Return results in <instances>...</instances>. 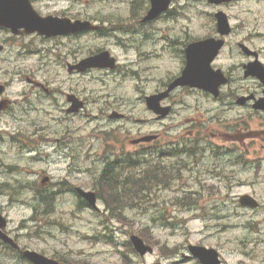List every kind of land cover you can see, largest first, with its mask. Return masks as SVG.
I'll return each instance as SVG.
<instances>
[{
	"label": "rangeland",
	"instance_id": "374dc122",
	"mask_svg": "<svg viewBox=\"0 0 264 264\" xmlns=\"http://www.w3.org/2000/svg\"><path fill=\"white\" fill-rule=\"evenodd\" d=\"M134 1L33 0V4L44 17L110 19L107 22L115 24L118 30L115 31L108 24L104 26L112 31L109 34H117V37L121 34H190L201 38L217 36L213 16L218 9L208 5L206 0H174L167 23L162 20L143 28L131 16ZM220 11L228 15L234 28V35L229 40V47L234 49L224 51L221 58L223 70L243 61L237 49L238 43L262 52L264 62V0L244 1ZM129 27L132 29L122 30ZM117 37L108 41L93 36L78 40L44 39L34 36L15 37L0 30V44L5 47L0 57V83L9 85L7 97L16 102L8 113L0 117V131L5 138L0 145V186H3L5 193L0 195V211L8 218L9 229L19 237L24 248L51 259L64 260L67 264H199L196 260H184V255L191 256L187 251L190 245L218 250L224 264H264L261 258L264 254V165L260 167L249 163L258 158L264 159V122L261 124L258 117L251 121L248 111L241 108L233 112L225 110L220 114L223 123L219 127L223 132H227L228 126L238 121L245 128V134L241 137L243 142L240 144L244 150L235 149L226 158L227 162L234 161L232 167H227L231 171L228 179H232V184L226 177L220 182L209 175L208 171L215 167V158H220L214 157V153L219 152H215L218 145L226 143L227 147L231 144L230 140L212 136L209 124L207 133L212 138H209L207 147L201 145L202 148L206 147L196 159L201 163L193 165L195 160L187 159L188 167L181 180L173 178L171 172L165 191L153 198L130 201L132 205L126 206L129 208L126 213L118 209L111 212L106 206L109 204L106 200L98 203L99 213L89 207L80 210V200L72 194L59 195L56 207L50 213L40 212L36 200L39 186L46 190H58L53 186L44 188L41 183L44 176H48L53 185L67 180L70 185L92 191L95 190L94 177L103 171L106 157L117 154L121 148L128 152L150 151L152 154L163 150L166 153L170 142L188 137L187 141L197 140V137L190 135L191 129L186 125L195 114L183 107V104L193 105L194 100L178 102L177 115L163 122L156 121L145 106L144 97L158 89L157 80L165 73L174 74L181 66V58L172 54L174 51L170 53L167 62L161 61L158 64L151 62L154 56L150 54L143 57L140 65L152 70L140 75L141 81L138 83L126 80L120 72L116 75L106 72L85 75L68 73L67 63L80 60L97 47L112 46ZM120 37L123 38L122 35ZM126 44L134 47L130 41ZM115 49L124 50L119 45ZM134 49L138 52L139 46ZM26 77L36 79L64 94L70 85L84 88L88 91L85 94L90 102L87 109L89 116L85 113L67 117L64 95L57 94L53 99L52 96H44L41 91L32 92L25 81ZM255 85L254 81L244 80L241 75L234 74L231 90L241 95L246 91L253 92ZM184 95L189 97L191 93L186 92ZM201 105L203 110H210V103L201 101ZM111 108L125 114L127 119L109 120ZM100 111L108 112L107 116H101ZM243 116H248L247 120ZM225 118L231 121L226 123ZM201 119L213 123L212 116L206 113ZM169 122L180 127L167 135L165 128ZM36 131L57 138L59 144L67 138L66 132H70L73 135L72 145L67 143L65 152L58 153L54 145L43 147L40 152L23 151L18 134L31 137ZM105 134L109 135L106 137ZM111 134L125 140L122 146L115 145L117 152L107 154L106 146L111 145L113 148L112 143L106 140ZM151 135L158 138L143 145L132 144ZM141 147L144 150L138 149ZM73 148H77V151ZM243 155L246 156V163H237L236 159ZM162 161L167 166L176 162L175 159ZM212 187L218 190H212ZM193 193L200 195L186 198ZM244 195L254 197L260 202L261 209L241 207L238 202ZM192 201L196 202L193 207ZM206 210L218 219L205 220ZM162 216L169 219L165 226H155L154 220L159 221V224L164 222ZM147 229L151 230L152 235L145 233ZM131 234L154 246V253L139 257L129 246ZM148 235L149 239L143 238ZM246 244L248 248L257 249L255 251L259 254L246 256L244 253L253 251L245 250ZM163 247L171 249L168 254L177 255L164 259L168 254L164 255L161 250ZM5 264L31 263L22 259L13 262L10 258Z\"/></svg>",
	"mask_w": 264,
	"mask_h": 264
},
{
	"label": "flooded vegetation",
	"instance_id": "af4514ba",
	"mask_svg": "<svg viewBox=\"0 0 264 264\" xmlns=\"http://www.w3.org/2000/svg\"><path fill=\"white\" fill-rule=\"evenodd\" d=\"M149 9H150V6L145 7L142 9L141 13L146 15ZM166 13H168V11ZM138 18H139V14L136 19ZM90 35H94V37L97 39L108 41V40H112V38H114L116 34H100V33L99 34H77V35L69 36V38L82 39ZM134 35H138V34H134ZM143 35H145L147 39L142 41L140 43V46L138 43L133 42L130 38H128L127 42H121L120 38H117L116 42H114L112 46L108 48L97 47L96 49L89 51L87 55L81 58L80 60L76 59V61L73 63H67L66 69L69 70V66L76 67L75 65L83 61L84 59L98 55L105 51H109L112 54V56L115 58V60L117 61V64H118L117 70L121 68H129L130 66H136V65H138L140 68H144L143 66L145 65H140V60L143 57H148L149 54L151 56H154L153 60L151 61L152 63L158 64L161 61L167 62L169 60L170 53H168V55L165 56L163 54V51L170 50L171 48L169 44H166L167 41L165 40V38L162 36H158L156 38H149V37H153V34H143ZM34 37H37V36H34ZM128 41H130L134 47L139 46V51L136 52V51L129 50L128 49L129 45L126 44L128 43ZM118 45L121 48L125 49L126 51L117 52V50L115 49V46H118ZM175 52L182 53L179 48L175 49ZM218 60H220V62L218 65H216ZM218 60L215 63V68L223 69L222 64H221L223 59H221L220 57L218 58ZM234 68L235 67H231L230 69L225 71V74L228 77V84L221 89V93L218 94L216 98L213 97L218 107L212 111V122H213L212 124L209 123L207 120L201 119L202 112H201V107L199 103L194 106H187L188 111L193 112L195 114V117H193L191 120L186 122L187 127L191 129L190 130L191 134L196 135L197 138H199L200 140H203L205 138V135L207 134V127L210 124L211 129H212V136L222 137V138H225L226 140L231 141L230 142L231 144L227 147H226V143H224L223 145H218L215 152H218V151L219 152L217 154L214 153V157L219 156L220 158H223V159L215 158L216 159L215 167L213 166L210 169V171H208L209 175L212 176V178H216L220 182H222L223 179H225L224 177L228 179V175H231V171H229L228 168L234 165V161L227 162L226 158L228 157L229 154H232L235 149L244 150L243 146L240 144H242L243 142L241 137L243 134H245V131H244L245 128L240 126V121L235 122L234 125L232 124L229 125L227 128V132H223V130L219 127V125L223 123L220 114L224 113L225 110H229L233 112L236 108H241V109H245L248 111L251 121L258 117L261 121V124H263L264 122V109H261V110L257 109L258 102L264 99V82L257 81L255 79H248V80H253L256 83L255 85L256 88L254 89V91L253 92L246 91V93L241 94V95H239L237 92L234 93V91L231 90L232 89L231 86L234 84V79H233L234 74L232 73L234 71ZM243 69H244V64L238 67L237 71L239 70L243 73ZM147 70H152V69L147 67L145 71ZM91 72H88V73H91ZM26 83L28 84V87L31 89L32 92L41 91L42 93H44V96L46 97L52 96V98L54 99V97L57 94L64 95L66 99V105H67V108L65 110V114L67 115V117H77L85 113H87V115L89 116L88 114L89 112L87 111V109L89 108L90 102H89V98L85 94L88 91L85 90L84 88L79 89V87L70 85L66 93L64 94L60 90H56L52 88L51 86L49 88V85L39 82L38 80L33 79V78L26 79ZM157 83H158L157 84L158 89H164V88L168 89V87L170 86V74L165 73L161 78L157 80ZM5 86H6V92H8L9 85L5 84ZM74 87L77 89H75ZM187 90L188 89H185V88H179L178 91L174 92L172 95L169 96L165 105L168 107H171V111L169 113V116H167V118L164 121L172 119L177 115L175 108L179 106V104H177L178 102L182 103V101H184V99L187 98V96L184 95ZM240 97L243 99H246V101L244 103H241ZM2 100H4L3 95L0 96V101ZM56 104L58 106V103ZM15 105H16V102H12V105L10 106L9 110L0 113V117L8 113L12 109V107H14ZM261 107L264 108V105H261ZM58 108L61 109V107H58ZM110 111L114 112L115 110L111 108ZM100 114L101 116H107L108 112L100 111ZM120 116L124 117L121 120L127 119L126 116H123V115H120ZM243 117L245 119L248 118V116H243ZM108 119L111 121H114L111 119L110 113L108 114ZM224 121L226 123H229L231 120H228L225 118ZM179 127H180L179 125H175L172 122H169V124H167L165 128L167 129L166 134L170 135L173 131H176ZM113 134H116V133L113 132ZM66 135H67V138L64 139L62 142H60V144H59L60 140H58L57 138H51L49 136H46L40 131H36L34 135L31 137H28L24 135L23 133H19L18 136L20 138L18 139V141L23 145L24 147L23 151L30 150V151L40 152L43 147H50L54 145L56 147V153H58L61 151L65 152V147L67 143L69 146L72 145L73 135H71L70 132H66ZM116 137L117 135L116 136L114 135L111 138H108V141L112 143L113 148L111 145H107L105 148V151L107 152V154L117 152V149H115V145L122 146V142H124L125 138H118L121 141L120 142ZM3 140H5L4 134L3 132L0 131V145ZM169 146H170V143L167 145V147ZM173 146L175 148H181V146L183 147L185 146V142L181 140L180 143H175L173 144ZM73 149L74 151H77V148H73ZM246 151H247V148H246ZM118 153L123 156L128 155L127 150L124 148H121ZM245 157H246L245 155L238 157L236 159V162L246 163ZM110 160H111V157L107 156L106 161H110ZM258 163H264V159L260 158L258 160ZM45 180H48V181H45ZM50 181L51 179L48 176H44L41 182L42 186L44 188L53 186L57 188L58 190L57 191H55L54 189L46 190V189H43L42 187H40V189L37 190V197L42 204L41 209H48L47 205L49 201L53 200L54 198H57L61 194L71 195L75 193L76 187L73 185H70L67 182V180L63 181L60 184H55V185H53L52 182ZM228 181H230L232 184V179H228ZM212 190H218V188L212 187ZM0 214L4 215V212L0 211ZM2 232L4 235L12 238L14 243L11 244L7 241H4L3 239H1V236H0V264H5V262L10 258H12L13 262L17 260H21V259L25 260L22 252L26 251L27 248H24L21 245L22 243L18 236L13 235V232H11V230L9 229V222L7 224V227L4 230H2ZM189 248L190 246L188 247V251H189ZM184 258H185V261L190 260V259L197 261V259L193 256L184 257Z\"/></svg>",
	"mask_w": 264,
	"mask_h": 264
},
{
	"label": "water",
	"instance_id": "95a60500",
	"mask_svg": "<svg viewBox=\"0 0 264 264\" xmlns=\"http://www.w3.org/2000/svg\"><path fill=\"white\" fill-rule=\"evenodd\" d=\"M226 0H211V2H222ZM219 26L220 33L226 34L227 22L224 19L223 14H219ZM0 27L9 28L15 34H21L20 29H24L26 34H32L38 32L48 37L61 34H75L84 30H96L97 28L92 26L90 23L76 22L72 23L69 19H60L55 17L41 18L33 9L30 0H0ZM223 46V42L210 41L208 44L192 46L188 50V67L185 71V81L187 84L192 86L204 85L209 81L210 60L203 57L207 51L213 53L215 56L219 49ZM2 48L0 47V52ZM201 56V61H197L198 57ZM96 62L97 59H94ZM88 65L84 67L80 66L81 71L86 70ZM192 76V77H191ZM190 78V79H189ZM192 78V79H191ZM198 84V85H197ZM3 92V88L0 89V94ZM7 102L0 104V111L6 108ZM81 195L93 206H96V195L94 193H84L80 191ZM249 198H244L241 203L244 205L250 204ZM1 218V217H0ZM3 223V220H2ZM132 242L136 250L142 255H146L148 252H152L150 247H147L144 242L136 236L132 237ZM197 253L203 260V264H220L218 260V254L214 250H206L198 248ZM35 264H57L52 261L46 260L36 254L26 255Z\"/></svg>",
	"mask_w": 264,
	"mask_h": 264
},
{
	"label": "trees",
	"instance_id": "16d2710c",
	"mask_svg": "<svg viewBox=\"0 0 264 264\" xmlns=\"http://www.w3.org/2000/svg\"><path fill=\"white\" fill-rule=\"evenodd\" d=\"M145 165L140 166L143 168L140 173L130 170V168H136L133 164L127 166L123 162H117L106 168V170H109L102 175L100 181L98 180L102 186H100L99 196L109 203L107 205L113 211L120 207L123 209L130 204V201H134L136 195L132 191L139 192V189L146 185V177L149 175L145 173L150 171ZM150 179L157 180V173L153 172L150 175Z\"/></svg>",
	"mask_w": 264,
	"mask_h": 264
},
{
	"label": "bare ground",
	"instance_id": "6f19581e",
	"mask_svg": "<svg viewBox=\"0 0 264 264\" xmlns=\"http://www.w3.org/2000/svg\"><path fill=\"white\" fill-rule=\"evenodd\" d=\"M122 162L125 163L126 165L132 164V161L130 159H128V158H125L124 160H122ZM134 166L136 167L137 165H134ZM130 170L131 171L133 170V172H137L138 171L135 168H130ZM137 173H140V172L138 171Z\"/></svg>",
	"mask_w": 264,
	"mask_h": 264
}]
</instances>
